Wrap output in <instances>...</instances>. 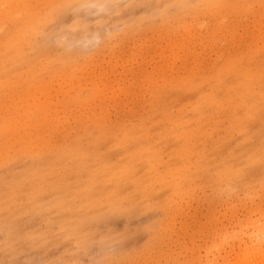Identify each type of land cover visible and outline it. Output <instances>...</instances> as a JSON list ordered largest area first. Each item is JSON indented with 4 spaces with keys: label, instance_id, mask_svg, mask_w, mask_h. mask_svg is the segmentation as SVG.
<instances>
[{
    "label": "rangeland",
    "instance_id": "obj_1",
    "mask_svg": "<svg viewBox=\"0 0 264 264\" xmlns=\"http://www.w3.org/2000/svg\"><path fill=\"white\" fill-rule=\"evenodd\" d=\"M42 1L23 2L57 24L0 45V264H264V0ZM20 5L0 0L1 36ZM133 135L151 143L136 164ZM77 140L158 194L129 179L117 203L84 209L80 233L61 229L80 215L56 199L99 165L72 161Z\"/></svg>",
    "mask_w": 264,
    "mask_h": 264
},
{
    "label": "bare ground",
    "instance_id": "obj_2",
    "mask_svg": "<svg viewBox=\"0 0 264 264\" xmlns=\"http://www.w3.org/2000/svg\"><path fill=\"white\" fill-rule=\"evenodd\" d=\"M23 1L24 0H21L22 5H20V7L17 8L18 12H14L13 15L8 13L9 15H11L13 17L14 20L13 21L10 20V22L12 21V24H11V27L8 28V31L5 34H3L2 36L0 35V45H6L8 43V46H10V42H5L2 37H5L8 34H10V32L12 30L16 32L15 34H16V38L17 39L15 41H21L22 40L21 39L22 38L21 32H22V30L24 28H28L29 27V30H31V31L37 30V28H38V30L40 29V32H41V30L44 31L45 28L47 30H49V29H51V28L54 27L53 26L54 24H57V23H54L53 22V19L54 18H52L51 15L50 16L45 15L43 17H40L39 16V10L38 11L37 10L35 11L36 18H34L33 16H31L29 11H32V10H30L28 8L29 9V11H28L26 9L28 6L26 7V5L24 4ZM56 1H59V0H44V1H42V3L49 4V6L47 5L48 8H49L50 6L54 5L53 3H55ZM73 1H75V0H65V3H68L69 4V3L73 2ZM178 1H180L183 4V6H186V5L189 6V4H190L189 3V0H178ZM221 3H222V0H203L200 3V5H199L200 7L199 8H203L204 7V9L212 10V9L218 8L217 6L218 5H221ZM194 9H196V11L199 10L198 9V6L197 7H194ZM22 12L25 13L24 16H20ZM177 15H178V13H177ZM15 16H17V17H15ZM56 17H57V15H56ZM175 18H178V17H175ZM179 18H180V15H179ZM45 23H47V25H49V27L45 26L46 25ZM4 26H5L4 24H0V28H3L4 29ZM82 27L83 26H82L81 22H79V21H77L76 24H72L70 26V28H72L73 30H77V29L82 28ZM34 43H35L34 44V47L35 48H41L45 44V37H43V36L42 37L41 36L38 37L37 40ZM14 46H17V44L16 45L13 44V47ZM21 46H23V44ZM2 48H0V49H2ZM25 61H26L25 56L20 57V59H17V62L16 63L13 62V68H21L24 65ZM6 67L7 66H3V64L0 63V98H1L2 88L7 84V80H8L7 71H5L6 70ZM213 94L217 96V94H215V93H213ZM257 95H261L260 96V100H261L260 102H262V101L264 102V93H260V94H257ZM211 101L212 102L215 101V98L213 96H211ZM242 124H243V122H242ZM237 126H240V124L237 125ZM259 126H261V125L259 124ZM257 128H259V127H257ZM100 129H102V128H100ZM100 129L98 128L97 130H100ZM2 130H3V128L2 129L0 128V134H1ZM254 131H256V130H254ZM261 131L263 132L264 130H261ZM101 134H103L102 131L99 132V133L92 134L93 139H94V142H99L100 140H102L101 137H100V140L98 139V135H101ZM129 137H130V139L132 141L131 142V145H130L131 146L130 148L132 149L131 152H132V157L134 159H132L131 157L130 158L132 159L133 163L136 164L138 162L137 161L138 156L142 152H144L143 148L146 145H151V143H148L147 140H143L142 142H139L138 141V137L136 135L129 136ZM261 137H260V141H261ZM256 138H257V135H256ZM127 139H128L127 137H124L123 138V141H125ZM262 142H259V143H262ZM257 145H260V144H256V146ZM75 146H76V148L78 150H80V153H81V150H82V153H81L82 156L81 155L78 156L76 154V152L78 150L70 149V152L68 154H69V157H71L72 161H75L76 160V161H79L80 162L81 159H82L83 162L86 161V160H93V162H98L99 165L93 171H86L85 170L86 169V167H85L86 165H83L82 164L81 165V168H82V166H84L85 169L79 168V171L77 170L78 171V173H77L78 176L83 175V177L85 179V181H84L85 183H83L84 185L82 186V188H85L86 187V191H82L81 189L75 190V192L67 193L66 195H68V196L65 197V198L59 197V198L56 199V203H57L56 206H60V208L63 209V210H65L66 213L68 211H69V213L70 212H78L79 215H80L78 218L73 219L72 217L73 216L75 217V214L72 216V214L67 213L68 217L69 218L70 217L72 218L71 221L70 222L67 221V223H61L60 228L63 229V230H66L69 234H75L77 232L80 233V227H82V224H84V223H86L88 221V218L84 214V212L86 211L84 209H86V208L88 209L89 207H91L90 209H92V207L98 206L99 203L101 201H104L105 198L108 197L109 195H113L115 197V201L117 203L119 201V199H120L119 196H121V194L123 192L124 193L126 192V190L125 191H122V189H124L126 187L128 188V186H126V187H124V186L126 185V181L129 180V179H134V181L132 182V187H133L132 189L135 190L136 192L144 193L146 190H150L149 192H150L151 196H152V193H154V196H156L158 194V193H156V190L154 188L155 187L154 184H149L147 187L141 186V184L139 183V181L136 179V177L139 174V170L140 169L137 166H135L134 164L130 163L128 165L126 164L127 166H123V165L116 166V165H114V166L108 167V166H105L103 164H105V162H106L107 157H108L109 154H106L103 151H101V152H103L101 154H97V153L90 154L89 152H86V148L82 146V142L80 140H77L76 141V145ZM241 148H242L241 150L244 149V147H242V146H241ZM263 148H264V146H263ZM260 149H262V147L259 148V152H260ZM247 152H249V151H247ZM62 153H64V152H62V151L57 152V156L56 157H58ZM260 153L262 154V152H260ZM234 155H236V154H234ZM63 156H64V154L61 155V157H63ZM252 157H253V155H252ZM114 158H117V157H114ZM258 160H260V159H258ZM261 161H260V163H261ZM258 165H260V164H258ZM262 165L264 166V163L261 164V168H262ZM88 167H90V166H88ZM109 173L112 174L111 177L109 176L110 175ZM244 175H245V173H244ZM106 178H110V180L109 181H105ZM130 183H127V184H130ZM50 186H51V184H50ZM129 187L131 188V186H129ZM50 188H52V187H50ZM130 188L127 189V190H131ZM45 190H46V188H45ZM45 190L43 192H45ZM38 191H39V189H38ZM79 192L82 193V194H80ZM128 196H129V194H128ZM75 206H78V207H75ZM85 213H87V212H85ZM62 215H64V214H62ZM68 217L66 219H69ZM65 222H66V220H65ZM246 254L247 253L244 252L243 255H246Z\"/></svg>",
    "mask_w": 264,
    "mask_h": 264
}]
</instances>
